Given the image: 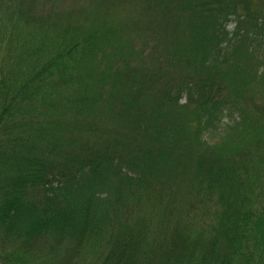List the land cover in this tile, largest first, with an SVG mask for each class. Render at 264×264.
Masks as SVG:
<instances>
[{"label": "trees", "instance_id": "16d2710c", "mask_svg": "<svg viewBox=\"0 0 264 264\" xmlns=\"http://www.w3.org/2000/svg\"><path fill=\"white\" fill-rule=\"evenodd\" d=\"M73 1L0 0L37 31L0 34V264H264L251 151L211 142L264 1L98 0L136 7L133 44L70 25L96 8Z\"/></svg>", "mask_w": 264, "mask_h": 264}, {"label": "rangeland", "instance_id": "374dc122", "mask_svg": "<svg viewBox=\"0 0 264 264\" xmlns=\"http://www.w3.org/2000/svg\"><path fill=\"white\" fill-rule=\"evenodd\" d=\"M73 2L77 6L88 5L96 8L79 12L73 17L70 25L83 26L85 30L101 29L105 31L108 27L119 28L121 29L119 37L123 43L133 44L131 40L139 42L140 38H137L136 33L131 31L126 24L127 20L131 22L134 19L136 7L115 4L102 5V2L100 5L98 0H74ZM18 18L15 15L10 22L0 13V34L13 31L24 39L37 34L35 26L25 23L20 17ZM12 26H15L14 30H11ZM232 28V24L228 26L229 30ZM1 30L6 31L3 33ZM48 37L51 38L52 35L49 34ZM5 40L0 42L1 57H4ZM115 43L118 44V42ZM229 56L230 62L220 67L218 72L219 81L222 84L223 101L233 116L232 119L224 123L225 125L215 134L216 137L213 136L211 142L218 150L227 151L225 153L236 150L251 151L255 168L261 175V186L264 188V165L259 164L257 157L254 156H264V112L261 113L257 110L258 108L264 109V43L256 44L253 47L237 45ZM235 122L237 123L233 128H230ZM255 145H258V148L254 153Z\"/></svg>", "mask_w": 264, "mask_h": 264}]
</instances>
